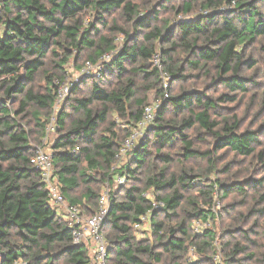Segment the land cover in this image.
I'll return each instance as SVG.
<instances>
[{
	"label": "trees",
	"instance_id": "obj_1",
	"mask_svg": "<svg viewBox=\"0 0 264 264\" xmlns=\"http://www.w3.org/2000/svg\"><path fill=\"white\" fill-rule=\"evenodd\" d=\"M166 2L167 0H155V2L149 5L146 0H127V3L126 0H96L95 17L86 14L81 17L85 9L91 7L89 0H62V2L52 0L51 7L47 10L37 6L38 0L37 3H33L32 0H0V4L3 5V7L0 8V12H3L4 16H10L13 11L16 13V18L8 19L4 25V40L0 41V53H2V55H0V77L12 76L13 73L18 71V67L21 63L19 52H17L16 55L8 54L11 51V40L13 39L11 33L15 32L17 36L23 37L22 40L17 42V48L27 50L29 55L43 56L46 55L51 48L53 33L59 35L60 32L64 31L63 21L56 20V11H61L66 18L72 17L76 19L77 17H81L76 19L77 28L69 29V34L75 41L74 45L61 49V52L55 53L57 57L61 55L65 56V60L55 64V68L65 71V67L69 64V61L71 62L72 60L76 68L81 67V62H84V58L87 59V64L90 62L96 63L105 54L104 51L99 50L98 46L100 45L107 43L109 46L106 51H112V47L116 45L118 37L123 36V30L121 29V25L113 24L109 19L116 18L120 9H126V14L132 22V29L124 36L122 47L116 52L111 62L115 63L119 72L109 67L105 70V74L114 82L116 79L130 75L132 66H134L138 60H144L146 63L142 65L144 69L143 80L147 82L154 77L160 76V73L154 64L153 50H150L146 43H141L139 37L144 34L145 30L150 28L155 21L160 19L158 9L167 11L165 7ZM228 2L230 3V0H228ZM173 6L176 9L175 14L182 17V19L175 20L174 22H162L164 24V31L159 39L161 44L172 43L173 37L180 33L185 34L182 42H186L187 36L191 33L195 32L199 36L203 30L192 21H198L200 15L186 18L188 13L193 12L194 9L199 7L205 9L212 8L213 10L211 12H206L205 14L213 18L222 17L225 21V28L217 39L210 41L206 40V42L196 45L187 56L181 58L184 63L178 65L179 71L170 74L171 81L168 90L174 92L175 89L173 86L178 83L190 84L198 81L200 79L201 62L212 60L219 61V63L213 65V70L218 69V75L206 86L204 91L183 87V91H181L179 95L169 97V99L174 102L173 104L170 105L167 100L164 101L162 107L157 110L154 125L147 130L145 136L137 146L136 155L133 159L140 164H143L146 155H148L147 143L149 141L147 138L151 135L158 137L157 147L160 151L157 159L160 160L161 163L172 162V157L168 156L163 149L175 148L177 146V134H180L181 138L186 141L187 136L183 134L182 130L185 128H194L196 120H200L204 124H207V112H204L201 116L194 119H189L187 122L182 123L179 128L174 124L170 125L166 122L161 123V121H165L166 118H178L186 107H191V102L193 100L197 101L201 107L210 109L212 115H218V113L215 112L220 109L221 105L240 104L246 94L249 93L250 86L255 84L253 77L248 75L249 72L257 70L258 62L254 57L252 55H247V59H242L235 67H233V60L235 55L243 56L245 53L247 54L248 48L256 43L258 37L264 39V16L257 10L259 8H264V0H251V3H242L235 9L213 7L211 0L207 3L203 2V0H183L182 4ZM142 9L144 10L143 15H139ZM24 14L32 17V20L28 22L32 25L28 30V35H25L27 24L22 25L19 22L20 16ZM133 16L135 17L134 21H132ZM40 19L47 20L57 25V27L55 29L46 28L38 22ZM234 21L239 23V28H237ZM98 24H103L105 29H108L110 24L112 27L110 31H106L102 36L100 29L97 28ZM249 30H251L254 35L250 38L242 37V33ZM33 31H38L41 35L34 36L31 34ZM78 32L80 33L79 36H77ZM234 37L238 38L239 43L242 44L241 53H234L233 48L230 46V41ZM150 39H152L151 34H145V41ZM74 50L76 55H73ZM171 50L162 48L161 56H165L166 53ZM262 50L264 51V43ZM85 63H83V65ZM161 64L163 69L168 73L166 62L162 61ZM185 64L190 65L191 72L189 75H181L184 71ZM125 65H128V67H124ZM43 67L44 62L42 60H29L24 64V71L27 75H20L10 87L7 86L6 81H0V91H6V97H0V113H4L3 116H0V137L11 136L9 143L15 142V146L0 150V161L19 162L20 160H27L32 153L38 151L33 144L27 143L28 137L24 134V125L15 123L14 116L8 113L10 111V106L15 107L21 102L20 98L24 96L25 89L34 82L35 74ZM229 73L231 74L229 75ZM208 74H211V70ZM193 75L196 78L195 80H193ZM44 79L47 82V86L43 88L40 87L38 83L37 87L41 92L36 95L29 94L25 99L35 101L40 107H49L48 99L51 96L52 90L56 89V84L52 82L51 76H45ZM221 86L227 89L223 95L215 96V98L205 95L210 91L220 90ZM132 87L133 85L130 84L129 88ZM144 90L146 91L147 89L145 88ZM77 91H79V89H77ZM156 93L157 96L160 97L163 93V89H158ZM134 94L135 93L132 91H129L126 98L116 97V100L123 105L125 99L130 100ZM110 98H112L110 93L103 92L99 88L96 90V99L98 103ZM217 100L220 101L219 104H216ZM204 102H206V105ZM22 111V108H16L15 116H20ZM117 115H119V111ZM135 115V113L129 112V119L125 121L123 117H120V121L126 124H133ZM33 116L36 120L44 119V116L39 112L33 113ZM68 119H70V117L65 113L64 107L57 117V124L60 125V127H57V133H63V135H58L57 143L53 145L54 148H59L61 151L54 153V157L62 159L66 163L71 162L73 165L82 164L84 168L97 169L96 156H85L84 159L81 160L79 155L71 151H65L64 149L70 148L75 142L72 139L74 135L79 137V140L86 145H94L96 137L100 134L98 133V129L101 127L103 118H100V123H98L96 119L91 120L83 131L80 129H73L72 131L64 133L63 125ZM219 120L221 119L218 118L217 121H213L212 126L216 127ZM118 122L119 121H116L114 118L113 127H115ZM137 123L138 121H136L133 126ZM242 125V120L238 119V117H234L233 127L237 129V131H232L231 128L225 127L221 130L225 133L224 135L211 133L214 137L212 149H206L204 152H201L198 148L187 147L180 153V156L185 161H196V157L202 158L207 153L223 152L218 158L221 160L223 157L222 154L235 151L234 156H239L240 159H242L240 163L244 162V160L252 161L250 167L247 168L250 170L251 175L244 176L242 179L235 182L218 181L219 187L217 195L220 199L226 201L232 196L237 195L242 198L240 204L241 207H244L248 203L249 197L260 196V200L255 201L256 204L264 201V195H262V193H264V122L260 124L257 129H246L244 131H242ZM42 126L43 125H37V127ZM17 129L19 132H17ZM117 133L123 134L125 139H128L131 129L121 127L117 129ZM197 133L198 136L196 140H200L207 134ZM122 144L119 135H113L109 132L108 136L105 137V143L100 146L98 155L107 156L109 154H115V152L121 148ZM34 158L33 156V159ZM254 164L255 166H253ZM0 168H3L2 164H0ZM231 168V165H226L224 173L228 174ZM75 172V167H65L61 169L60 173L55 172V175L61 185V192L67 204L70 207L78 205L82 210L80 211L81 216L92 218L91 213L94 211V208H90L89 204L94 199V194H92L91 189H84V192L79 193L82 186L78 182L70 183L64 178V174H71L74 176ZM129 172H131V169H129ZM257 173H259L260 176L262 174V177L257 178ZM97 174L100 173L97 172ZM37 178L40 179L37 180ZM94 179V177H89L85 181V184H92ZM185 180L187 181L185 187L189 188L190 191H196L197 194H203V190L209 187V183L204 184L200 181L192 183V181L195 180V176L191 174L187 175ZM19 181H28L30 183L22 186ZM22 187L27 190L22 192ZM169 187L170 185L168 184L157 185L153 191L159 193L166 191ZM138 191L139 189H129L127 193H125V195H127V200L124 202L116 203L114 199L110 201L109 211L102 223L101 233L109 228L117 232H126L130 230V226L128 228L120 227V221L137 223L140 222L142 216L148 214V212L140 210L137 215L133 210V206L137 203V196L132 193ZM76 194L79 195V197H77ZM120 194L121 190L116 192L117 196ZM180 199L183 198L175 197L172 200H168V208L151 210V229H160L163 227V224L159 222L154 223V221H158L160 215H163L166 220L173 219V213L169 212L168 209L173 208L175 206V201ZM145 202L151 204V201L148 200L147 197H145ZM93 207L95 206L93 205ZM196 207L199 208V211L187 214L189 222L180 223L178 227L173 229L167 242L156 244L153 251H155V249H160L161 252H165V254L182 251L186 247L185 240L189 234L188 230L191 229V231L194 232V222L199 220L208 221L211 218L215 219V217L211 215V210L206 211L204 209L207 206L200 207V205L197 204ZM232 210H235V208ZM85 211H87L88 214ZM224 212L227 216H230V212H228L226 208ZM118 213H121V215H117ZM128 213L133 214L129 215ZM29 216L33 218V223L26 222ZM253 216H264V210L257 211L255 208L251 209L249 219ZM57 218L64 220L53 206L50 205L49 191L47 186L42 182L41 173L36 170L35 167H20L18 164L14 165L9 163L6 170L0 171V241H4L5 247L11 243V241L6 238L10 236L12 231L18 230L17 235L24 239H28L26 233L35 235L37 225L45 228L51 227L52 222ZM218 218H224V215L220 213V215L218 214ZM64 223L67 224L68 221H64ZM75 228L80 229L79 226ZM241 231H243V229L239 227L230 228L227 235L233 236ZM72 233V228L64 227L62 232L51 233L50 242L59 241L63 244L64 241L72 239ZM177 233L180 235L178 236ZM212 233L211 230L206 229L202 234H195L193 240L203 239ZM150 242L151 241H148L147 244L151 245ZM139 243L141 245L146 244L145 241H139ZM113 244L115 246H113ZM86 247L84 243H69L63 246L59 252H47L45 256L35 257V264H44V261H47V264H60V261H63V264H89L92 257L87 255L85 251ZM20 248V245H12L8 252L0 253V257H2L0 264H15L20 259H23L27 264H32L28 258V253L26 251H21ZM148 250L147 247L137 249V251H140L142 254H146ZM112 257L117 258V264H122L124 259L128 261V264H148V262L142 260L140 256L133 254V245L129 240L114 241L112 244H109L107 258ZM162 258V255L154 256V259L157 260ZM248 259H251V257H248ZM211 260L212 257L203 256L201 260L191 262V264H209ZM234 260L235 257H232L229 264H233Z\"/></svg>",
	"mask_w": 264,
	"mask_h": 264
},
{
	"label": "clouds",
	"instance_id": "obj_2",
	"mask_svg": "<svg viewBox=\"0 0 264 264\" xmlns=\"http://www.w3.org/2000/svg\"><path fill=\"white\" fill-rule=\"evenodd\" d=\"M32 2L37 3V0H32ZM57 2H62V0H57ZM146 2L151 5L155 0H146ZM203 2L207 3L209 0H203ZM211 2L213 3V7L235 9L242 3H251V0H230V3L228 0H211ZM51 3L52 0H38L37 6L43 7L47 10L51 7ZM182 3L183 0H167L165 5L167 11L158 9L160 19L155 21L152 26L146 29L145 33L139 37L141 43H146L147 47L150 50H153V60L155 65H160L161 62L164 61L168 68V73L161 72L160 76L154 77L147 82L143 80L144 69L142 68V65L146 63L144 60H138V62L132 66L130 69V75L116 79L114 82L105 74V70L109 67H112L119 72L115 63L111 62L113 61L116 52L119 51V47L122 46L121 41L124 36H126L132 29V22L126 14V9H120L116 18H110L112 19L113 24L121 25L123 36L116 41V45L112 47L111 52L106 51L109 46L107 43L98 46L99 50L104 51L105 53L102 59L96 62V66L91 75L85 76L83 81L76 80L75 83H73L75 80L73 75H70L67 71L55 68V64L65 60L64 55L57 57L55 53L61 52V49L74 45L75 41L70 36L69 29L77 28L76 19L81 18L85 14L95 17L96 0H89L91 7L85 9V12L81 14V17H77L76 19L72 17L66 18L61 11H56V20L63 21L64 31L60 32L59 35L53 33L51 48L46 55L33 56L29 55L27 50L17 48V42L22 40L23 37L17 36L15 32L11 33L13 39L11 40V51L8 54L16 55L17 52H19L21 63L18 67V71L13 73L12 76L0 77V81H6L7 86L10 87L20 75H27L24 71V64L27 63V61L42 60L44 62V67L35 74L34 82L28 85L25 89L24 96L20 98L21 102L15 107L10 106V111L8 113L9 115L14 116L15 123L24 125V134L28 137L27 143L33 144L38 149V152L32 153L27 160H20L19 162L0 161V164L3 165V168H0V171L6 170L9 163L14 165L18 164L20 167H36L38 164L39 167L45 169L43 179L48 180L52 175L53 170L60 173L61 169L65 167H75V175L64 174V178L70 183L78 182L82 186V191L88 188L91 189L92 194H94V199L89 204V207L91 208L93 205L95 206L91 216L92 219L97 222L103 219L107 213L110 201L114 199L116 203H121L127 200V195H125V193H127L129 189H139L138 192L132 193L137 196V203L133 206V210L137 215L140 210H144L150 215L152 209L168 208L167 201L172 200L175 197H182L183 199L175 201V206L168 209L169 212L173 213V219L166 220L163 215H160L158 221H154V223L159 222L160 224H163V227L160 229H151L146 232L138 231L141 228L140 224L120 221V227L128 228L130 226V230L126 232H117L109 228L101 233L96 227L89 228L87 226L85 217L79 215L82 210L78 205L67 209H65L64 205H60L59 207L62 213L63 211H68L71 212L72 215L64 216V220L57 218L52 222L51 227L45 228L37 225L35 235L26 233L28 239H24L17 235L18 230L12 231L10 236L6 238L11 241L7 247H5L4 241H0V253L8 252L12 245H20V250L26 251L29 260L32 264H35V257L37 256H45L47 255V252H59L63 246L69 243L80 244L83 242L87 246L85 249L87 255L92 257L89 264H117L116 257H105V248L114 241L129 240L133 245V254L140 256L141 259L147 261L148 264H191L192 261L200 256L212 257L209 264H229L232 257H235L233 264H264V216H253L245 222V217L250 209L256 208L257 211L264 210V201L259 204H256L255 202L256 200H260V196L249 197L248 203L244 207H238L233 210L230 217H225L223 222L215 219L210 221L206 226L212 228L213 224H215L216 230L214 233L209 234L203 239L193 240L196 233L189 229V234L185 240L186 247L182 251L175 253L170 252L167 254H163L160 249H155V251H153L156 244L167 242L173 229L178 227L180 223L189 222L187 214L199 211V208L196 207L197 204H199L200 207H209L211 209V215L215 217L217 210L228 202L220 201L217 197L219 187L218 181L223 182L225 177L217 178L216 170L222 167L223 163H227V161H219L218 158L221 153L211 152L207 153L202 158L196 157L199 161V166H194L191 160H183L180 153H182L187 147L198 148L201 152H204L207 148H211V141L214 139L211 133L224 135L225 133L221 130L225 127L231 128L232 131H237V129L233 127L232 116H227L219 120L217 126L213 127L212 122L217 121L218 118L212 115L210 109L207 107H201L197 101L193 100L191 102V107H186L178 118H166L165 121H161V123L166 122L170 125L174 124L179 128L182 123L207 112V124H204L200 120H196L194 128H185L182 130L183 134L187 136L186 141L181 138L180 134H177V146L175 148L163 149L168 156L172 157V162L161 163V161L157 159L160 150L157 147L158 137L155 135H151L147 138L149 141L147 143L148 155H146L143 164H140L133 159L136 155L137 144L140 143V137L144 136L145 129H147L148 125L152 124L155 120L154 107L148 106L153 93H156L158 89H163L162 95L155 101V103L159 104L161 103V100H167L170 105L173 104L174 102L170 100L169 97L179 95L183 89L174 92L168 90L170 74L179 71L178 65L184 63L181 58L187 56L192 51L193 47L206 42V40L210 41L217 39L225 28V21L222 17L213 18L205 14L206 12H211L213 10L212 8L205 9L199 7L194 9L193 12L188 13L186 17L190 18L195 15H200L198 21H192L203 30L199 36L195 32L191 33L187 36L186 42H182L185 34L180 33L173 37L172 43L161 44L159 39L164 31V24L162 22L168 19L180 20L181 17L175 14L176 9L173 5H179ZM2 7L3 5L0 4V8ZM257 10L262 16H264V8H259ZM143 11L144 10L142 9L139 15H143ZM15 18V11H13L10 16H4L3 12H0V41L4 40L3 34L5 23L8 19ZM31 20L32 17L27 14L20 16L19 22L22 25L27 24L25 35L29 34L28 30L32 27V25L28 23ZM134 20L135 17L133 16L132 21ZM38 22L46 28L55 29L57 27V25L44 19H40ZM234 23H236L237 28H239V23L235 21ZM111 27V24L108 29H105L103 24L97 25L102 36L106 31H110ZM31 34L34 36L41 35L38 31H33ZM145 34H151L152 39L145 41ZM79 35L80 33L78 32L77 36ZM252 35H254V33H252L251 30L242 33V37L250 38ZM257 39L259 40L261 38L258 37ZM230 46L233 48L234 53H241L242 44L239 43L238 38L234 37L230 41ZM162 48L174 50L169 51L165 56H161ZM0 55H2V53H0ZM73 55H76L75 50L73 51ZM242 59H247L246 53L243 56L235 55L233 67L238 65ZM70 63L71 62L69 61V64ZM216 63H219V61L212 60L201 62L200 79L195 83H191L189 87L202 89L206 84L211 83L218 75V69L213 70V65ZM124 67L127 68L128 65H125ZM259 67L262 72H264V64L259 65ZM210 70L211 74L209 75L208 73ZM190 72V65L185 64L184 71L181 75H189ZM230 74L231 73H229V75ZM45 76H51L52 82L59 85V88L52 90L51 96L48 99L49 107H40L35 101L26 100L25 98L28 97L29 94L36 95L41 92L37 87V84L43 83ZM195 79L196 78L193 75V80ZM130 84L133 85L132 88H129ZM69 88L73 89L71 95H69L68 92ZM98 88L103 92L110 93L112 98L98 103L96 99V90ZM145 88L147 89L146 91L144 90ZM77 89H79V91H77ZM129 91L135 93L131 99H125L123 105L118 103L116 97L126 98ZM225 91H227V89L221 86L218 93L210 91L205 95L213 96L215 98V96L223 95ZM0 97H6V91H0ZM66 97L68 103L65 106V113L68 114L70 119L64 122V133L72 131L73 129H80L83 131L91 120L96 119L97 122L100 123V118H103L101 127L98 129V133L100 134L96 137L94 145H86L79 140V137L74 135L72 139L75 142L70 148L64 149L65 151H71L72 153L79 155L81 160H83L85 156H96L97 169L95 170L92 168H84L82 164L73 165L71 162L66 163L64 160L54 157V153L61 151L59 148H54L53 145L57 143V136L63 135V133H57L55 129L60 127V125L57 124L56 118L57 113L60 111V106L64 103ZM219 103L220 101L217 100L216 104ZM204 104L206 105V102H204ZM16 108L23 109L20 116H15ZM118 111L119 115H117ZM36 112L43 115L44 119H34L33 113ZM129 112L136 114L133 124L121 125V123H116L115 127H113L114 118L116 121H120V117H123L126 121L129 119ZM3 115L4 113H0V116ZM136 121L140 124V127L138 128L133 126ZM38 124L43 126L37 127ZM121 126L131 129V139H125L123 134L117 133V129L121 128ZM17 132H19L18 129ZM109 132L113 135H119L123 147L115 152V154L99 156L100 146L105 143V137L108 136ZM197 132L207 134L200 140H196L195 136L197 135ZM10 140L11 136L0 137V150L15 146V142L9 143ZM232 155H235V151L232 152ZM33 156L35 157V160H33ZM236 158L240 159L239 156ZM253 166H255V164ZM129 169H131V172H129ZM237 171H239V175H235ZM97 172L100 174H97ZM189 174L195 176V180L192 181V183H195L196 181H205L206 183H209V187L203 190V194H197L196 191H190L189 188L185 187V184L187 183L185 177ZM247 175H251V172L246 167L239 170L233 169L227 179L230 182L233 177L236 179H242ZM89 177L95 178L93 183L85 184V181ZM207 177H212V181L208 182L206 179ZM39 179L40 178H37V180ZM19 183L23 186L30 182L19 181ZM54 183L55 181L50 180L49 187ZM164 184L170 185L166 191L159 193L153 191L157 185ZM121 185H124V188L121 189V194L117 196L116 190L120 189ZM101 188L106 189L107 195L101 191ZM26 190V188L22 187V192ZM262 195H264V193H262ZM145 197H148L152 201L151 204L145 202ZM128 214L132 215L133 213ZM117 215H121V213H118ZM148 215L142 216V219L146 222L144 225L146 228L148 227ZM64 221H68V223L65 224ZM26 222L33 223V218L29 216ZM77 223L82 224V229H76L74 227ZM64 227L73 229L72 239L64 241L63 244L59 241L50 242L51 233L62 232ZM193 227L196 228V231L200 230L199 226L193 225ZM237 227L242 228L243 231L234 234L233 236H225L221 239V233L224 232L225 228ZM177 235L179 236L180 234L177 233ZM144 236L150 239L151 245L147 243L141 245L139 243L140 239ZM113 246L115 245L113 244ZM146 247L149 249L146 254L137 251V249H143ZM155 255H162L163 258L159 260L154 259ZM248 257H251V259H248ZM0 260H2V257H0ZM17 264H26V262L19 261ZM44 264H47V261H44ZM60 264H63V261H60ZM122 264H128V261L124 259Z\"/></svg>",
	"mask_w": 264,
	"mask_h": 264
},
{
	"label": "rangeland",
	"instance_id": "obj_3",
	"mask_svg": "<svg viewBox=\"0 0 264 264\" xmlns=\"http://www.w3.org/2000/svg\"><path fill=\"white\" fill-rule=\"evenodd\" d=\"M156 1H159V0H156ZM193 17H195V16H193ZM181 19H182V17H181ZM109 21L111 22L112 19H109ZM165 21L174 22L175 20L174 19H168V20H165ZM120 37L121 36L118 37V40L120 39ZM123 42H124V38L121 41V45L123 44ZM263 43H264V39H259L254 44L255 46L252 45L247 50L248 51L247 55H252L254 57V59L258 62L257 70L248 73L249 76L253 77V80H254V83H255V84H252V86H250L249 93L246 94L245 98H243V100L241 101L240 104H235V105H224L223 104V105H221L220 109H218L215 112V113H218V115H214V116H216V117H218L220 119H223V118H225L227 116H232L233 120H234V117H238V119L242 120V123H243L242 131H244L246 129H257L259 127V125L264 122V72H262L261 68L259 67V65L264 64V51L262 50ZM121 47L122 46H120L119 48H121ZM99 60H101V59H99ZM83 61L84 62H81V67H79V68L75 67V63H74L73 60L71 61L70 64H68L65 67V71H67L70 75H73L75 77V80L73 81V83H75L76 80L83 81L85 76L91 75L93 73V69L96 66V63L90 62L92 67H93V69L90 71L89 74L82 75L83 70L88 65L87 62H86L87 61L86 58H84ZM83 63H85V64L83 65ZM192 83H195V82H192ZM190 84L178 83V84H175L173 86V88L175 89L174 91H178L180 89H183V87H185L187 89L191 88V89H198V90L204 91L206 89V86L208 85V84H206L201 89V88L189 87ZM39 86L43 87V88H45L47 86V82L45 81V79H44L43 83H39ZM219 91L220 90H217V91L213 90L212 92L213 93H218ZM159 98L160 97L157 96V93H153L152 98L149 101L148 105L155 107V105H156L155 101L157 99H159ZM67 100L68 99H66L64 101V103L60 106V111L57 113V115L65 107V105L67 103ZM118 123H121V125L126 124L123 121H119ZM121 127H123V126H121ZM123 128H125V127H123ZM197 136H198V133L195 136V139L197 138ZM212 143H213V140L211 141V144ZM207 149H212V147L211 148H207ZM221 153H223V152H221ZM222 155H223V157L219 161L220 162L227 161V163H223V166L216 170V176H217V178L225 177L223 182H229L227 177H229V175L232 173L233 169L239 170V169L245 168V167L249 168L250 167V163L252 162V161L244 160V162L240 163L242 161V159H237L234 155H232V153H225V154H222ZM191 162L193 163L194 166H199V161L198 160L191 161ZM228 164L231 165L232 168H231L230 172L228 174H226L224 172H225V167ZM235 175H239V171H237L235 173ZM256 176H257V178H261L262 174L260 176V174L257 173ZM206 179H207L208 182L212 181V177H207ZM238 180H240V179H236V178L233 177L230 182H235V181H238ZM200 182L206 184L205 181H200ZM123 187H124V185H121L120 189H117L116 192L120 191ZM101 191L106 193V189L101 188ZM82 192H84V190L83 191L80 190L79 193H82ZM76 196L79 197V195H77V194H76ZM217 197H218V200L222 201L218 195H217ZM226 201H228V202L225 203L223 205V207H221L220 209L217 210V214L215 216V220H219V221L223 222L225 217H230V216H227V214L224 212V209L226 208L228 210V212H230V215H231V212L233 211L232 210L233 208L236 209L238 207H241L240 202L242 201V198L238 197L237 195H235V196H232L230 199H228ZM53 208L56 210V212L61 217L64 218V216H67L66 214H64V212L63 213L61 212L60 207L53 206ZM92 208H94V207H92ZM204 209L206 211L211 210L209 207H205ZM250 210L247 213V216L245 218V222H247L249 217H250ZM255 210H256V208H255ZM85 212L88 214L87 211H85ZM220 213L224 215V218H218V214L220 215ZM213 219L214 218H211L210 221H212ZM147 224H148L147 228L144 227V225H145L144 224L139 231L146 232V231L151 230L150 222H147ZM208 229L211 230L214 233L215 230H216V225L213 224V227L212 228H208ZM229 229L230 228H225L224 232L221 233V239H223L225 236H228L227 232H228ZM140 241H145L147 243L148 241H150V239L148 237L144 236V237H142L140 239ZM162 253L165 254V252H162ZM202 257L203 256H200V257H198L196 260H194L192 262L201 260Z\"/></svg>",
	"mask_w": 264,
	"mask_h": 264
},
{
	"label": "built area",
	"instance_id": "obj_4",
	"mask_svg": "<svg viewBox=\"0 0 264 264\" xmlns=\"http://www.w3.org/2000/svg\"><path fill=\"white\" fill-rule=\"evenodd\" d=\"M101 59H102V58H101ZM154 64H155V62H154ZM155 66L157 67V69H158V71H159L160 74H161V72L167 73V72L163 69L162 64H160V65H155ZM92 69H93V67H92L91 63H88L87 67L83 70L82 75L89 74L90 71H91ZM170 81H171V77H170L169 80H168V86H169V87H170ZM58 88H59V85L56 84V89H58ZM168 89H169V88H168ZM68 92H69V95H70L71 92H72V88H69V89H68ZM66 99H67V97H66ZM66 99H65V100H66ZM164 101H166V100H161V103L155 105V107H154V116H155V119H156V113H157V110H159V109L162 107ZM149 107H153V106H149ZM57 117H58V115H57ZM56 119H57V118H56ZM154 123H155V120H154V122H153L152 124L148 125L147 129H145L144 136H145L147 130H148L149 128H151V127L154 125ZM134 127H137V128L140 127L139 122H138ZM55 131L57 132V128L55 129ZM131 135H132V133H130V137H129L128 139H131ZM144 136L140 137V141L143 139ZM137 146H138V144H137ZM122 147H123V144H122L121 148H122ZM121 148H120V149H121ZM37 152H38V151H37ZM33 160H35V158H34ZM35 169L38 170V171L41 173V179H42V182L47 186V189H48V191H49V201H50L49 203H50V205H51V206H60V205H64L65 209H67V208H72V207H70V206L67 204V202L65 201V199H64V197H63V195H62V192H61V185H60V183H59V181H58V179H57V177H56V175H55V171L53 170L52 175L49 177L48 180H44V179H43V173H44L45 169L42 168V167H39L38 164H37V166L35 167ZM50 180H51V181H55V183H54L51 187H49V181H50ZM104 194L107 195V192L104 193ZM147 199L150 200L148 197H147ZM150 201H151V200H150ZM151 202H152V201H151ZM109 206H110V202H109ZM109 206H108V211H109ZM158 209H163V208H158ZM158 209H153V210H158ZM108 211H107V213L105 214V216L103 217V219H101L99 222L93 220L92 218H85L86 223H87V226H88L89 228H91V227H96V228L98 229V231L101 232V229H102V223H103L104 219L106 218V216H107V214H108ZM66 214H67V216H71V215H72V213H71V212H68V211H66ZM79 215H80V213H79ZM147 215H148V214H147ZM151 215H152V212H151L150 215H148V221H147V222H150ZM209 222H210V220H208V221L199 220V221L194 222L193 225L199 226V228H200L199 231H196V228L193 227L194 232H195L196 234H201V233H203L204 230H206V229L209 228V227L206 226ZM145 223H146L145 220L142 219V217H141L140 222H137L136 224H140V225H141V228H142V226H143ZM76 226H79L80 229H82V224H81V223H77V224H75L74 227H76ZM141 228H140V229H141ZM140 229H139V230H140ZM139 230H138V231H139ZM80 244H83V242H81ZM108 250H109V245L105 248V257H106V258H107ZM19 261H24V260H23V259H20V260H18L17 262H19ZM17 262H16L15 264H17ZM24 262H25V261H24ZM26 264H27V263H26Z\"/></svg>",
	"mask_w": 264,
	"mask_h": 264
},
{
	"label": "crops",
	"instance_id": "obj_5",
	"mask_svg": "<svg viewBox=\"0 0 264 264\" xmlns=\"http://www.w3.org/2000/svg\"><path fill=\"white\" fill-rule=\"evenodd\" d=\"M56 207H59V206H56ZM64 212V214H66V211H63ZM67 215V214H66Z\"/></svg>",
	"mask_w": 264,
	"mask_h": 264
}]
</instances>
